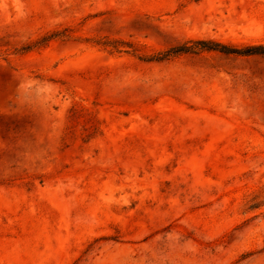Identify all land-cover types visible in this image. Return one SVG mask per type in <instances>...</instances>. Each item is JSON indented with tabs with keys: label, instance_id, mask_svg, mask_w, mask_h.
<instances>
[{
	"label": "rangeland",
	"instance_id": "rangeland-1",
	"mask_svg": "<svg viewBox=\"0 0 264 264\" xmlns=\"http://www.w3.org/2000/svg\"><path fill=\"white\" fill-rule=\"evenodd\" d=\"M197 39L264 0H0V264H264V54Z\"/></svg>",
	"mask_w": 264,
	"mask_h": 264
},
{
	"label": "trees",
	"instance_id": "trees-1",
	"mask_svg": "<svg viewBox=\"0 0 264 264\" xmlns=\"http://www.w3.org/2000/svg\"><path fill=\"white\" fill-rule=\"evenodd\" d=\"M59 33H54L53 35L45 36L39 40L35 45H44L52 37L57 36ZM30 48L27 47V49ZM115 50H119V47L114 45ZM202 51H219L225 54H237V55H251V54H264V44L259 45H249L245 47H237L234 45L222 43L219 41L197 39L190 40L181 44L179 46L172 47L164 52H159L158 54L143 57L146 60H166L173 58L175 56L184 53H199Z\"/></svg>",
	"mask_w": 264,
	"mask_h": 264
}]
</instances>
